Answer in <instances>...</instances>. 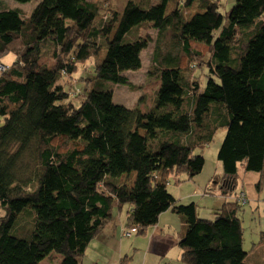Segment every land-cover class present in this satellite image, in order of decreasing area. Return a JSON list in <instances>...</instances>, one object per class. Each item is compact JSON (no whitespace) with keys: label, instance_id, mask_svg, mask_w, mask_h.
I'll return each instance as SVG.
<instances>
[{"label":"trees","instance_id":"16d2710c","mask_svg":"<svg viewBox=\"0 0 264 264\" xmlns=\"http://www.w3.org/2000/svg\"><path fill=\"white\" fill-rule=\"evenodd\" d=\"M172 1L40 0L28 15L0 2V264H80L124 206L125 239L171 211L183 223L181 263L247 264V200L231 192L238 165L258 175V191L264 184V0H234L226 15L222 0H184L199 8L187 20ZM150 43L149 106L114 103ZM220 128L226 199L209 220L168 184L203 173L201 152Z\"/></svg>","mask_w":264,"mask_h":264},{"label":"rangeland","instance_id":"374dc122","mask_svg":"<svg viewBox=\"0 0 264 264\" xmlns=\"http://www.w3.org/2000/svg\"><path fill=\"white\" fill-rule=\"evenodd\" d=\"M39 1L40 0H32L28 3L22 4L15 2L14 0H0V2L4 6L21 9L22 12L26 15L30 14V12L34 9V7L37 5ZM110 1L116 4L118 8H120L124 4L125 0H110ZM233 4H234V0H222L221 5L219 6L220 13L226 15L232 8ZM176 7H179L183 15V18L185 20L189 19L190 16L198 12L199 9L197 2H194L189 7L188 6L185 7L184 0L172 1L171 4L169 5V10H172L173 8ZM145 33H146L145 31H142L141 34L143 35ZM149 34L151 36H154V32L152 30H149ZM153 49H154V44L150 43L147 46V48L143 50L140 54L142 61L141 69L133 74L132 73L127 74V78L131 83V85L133 86V88L131 87L130 89L127 86H123V85H117L113 87L114 103L121 104L126 107H133L137 104H140V102L143 100L145 105L149 106L150 101L154 95V92L158 87V81L150 80L146 76V71L150 66L149 59ZM103 51L104 50H101V52H99L97 57L94 59L95 61L99 60V58L103 54ZM13 60H14V55L7 54L4 57H2L1 63L7 67L12 65ZM40 63L48 66L52 62L43 58L40 60ZM200 68H202V64L200 65L197 64L196 68L192 70L193 71L197 70V72H199ZM201 73H203V70H201ZM77 83H79V85L76 84L77 88L82 89V85L84 84L82 82H77ZM105 84L108 86L109 85L112 86V84L108 82H105ZM74 103H78V100L77 99L74 100ZM224 134H225L224 129L222 128L218 129L213 137V141L211 142V144L203 148L201 152L202 156L205 159V167L202 173L205 176L204 180L208 179L207 177L211 176L212 174H216V176L213 177L216 179L217 174L220 173L219 171L221 167L216 159V155L221 145ZM197 153L199 154L200 151H198ZM238 174L239 177L237 179L236 188L231 192V196L235 197L240 192H243L247 200V203L241 205L238 212V217L241 219V225L243 229L242 248L245 252L248 253L246 262L247 264H264V245H259L260 235L264 231V184L262 185V188L258 191L256 189L258 175L254 172H245L242 165H238ZM123 179H124L123 181L126 182L127 184H131L132 181L134 180V174H131L129 177ZM178 180H179V176L171 177L169 179V184H168L169 193L177 200H179L178 192H177V185L179 184ZM211 189L213 190V185H211ZM182 192L184 194H189V191L185 186L182 188ZM213 198L214 195H211L207 192L206 195L203 197L199 195L189 199L179 200V202L180 204L185 206L194 203L197 207L196 209L197 215H200V217H202L203 219L210 220L213 219L214 210L219 208V206L215 204V206L213 205L211 209L209 203L212 202ZM126 210H127V206H124L122 208V212H125ZM148 230L149 229H147L146 231ZM142 236L144 235H140L139 237ZM125 240H130V239H125ZM157 243L158 240L154 239L152 241V248H155ZM123 245L128 249H130L127 243H124ZM139 249H141L140 245H139ZM150 254L151 255L148 256V260H149L148 264H157L158 261H153L155 260V257L153 256H159V255H157L154 251L150 252ZM180 254L181 252L178 244H175L172 247L171 245H169L167 250V255L163 260L164 264H185L183 262L182 263L180 262L179 260ZM43 264H49V263L47 261H44Z\"/></svg>","mask_w":264,"mask_h":264},{"label":"crops","instance_id":"0c3cea01","mask_svg":"<svg viewBox=\"0 0 264 264\" xmlns=\"http://www.w3.org/2000/svg\"><path fill=\"white\" fill-rule=\"evenodd\" d=\"M219 172L216 179L213 178L216 174H212L205 180L204 174H201L194 180L179 183L177 185L179 200L199 195L203 197L208 189V193L213 192L214 195L212 202L209 203L211 209L215 204L220 207L226 197L221 193L219 187L218 180L221 179L222 175L221 170ZM211 185H213V190ZM184 186L187 187L189 194L182 192ZM115 213L113 221L90 242L80 264H148V256L151 255L150 252L152 251L159 255L153 256L155 260L153 258L152 260L158 261L157 264H164L163 260L167 255L169 245L172 247L177 244L179 234L182 233L183 223L181 218L171 211H166L159 216L157 223L146 231L147 234L145 233L142 237L126 238L130 240H125L121 237V229L125 225L126 211L119 210ZM154 239H157L158 243L155 248H152ZM124 243H127L130 249L125 247ZM139 245L141 249H139ZM128 256L131 259H128Z\"/></svg>","mask_w":264,"mask_h":264},{"label":"built area","instance_id":"2783aa9c","mask_svg":"<svg viewBox=\"0 0 264 264\" xmlns=\"http://www.w3.org/2000/svg\"><path fill=\"white\" fill-rule=\"evenodd\" d=\"M3 69H4L3 67H0V70H3ZM242 203H245V202L243 201ZM122 236H123V237H124V236H128V233H127V232H126V233H123Z\"/></svg>","mask_w":264,"mask_h":264}]
</instances>
